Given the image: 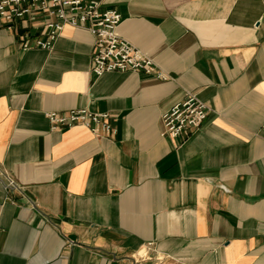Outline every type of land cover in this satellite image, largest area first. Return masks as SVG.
I'll return each mask as SVG.
<instances>
[{
  "label": "crops",
  "instance_id": "obj_1",
  "mask_svg": "<svg viewBox=\"0 0 264 264\" xmlns=\"http://www.w3.org/2000/svg\"><path fill=\"white\" fill-rule=\"evenodd\" d=\"M103 4L165 78L95 75L83 27L22 47L44 14L0 24V264H264V0ZM188 91L208 116L162 134ZM73 107L115 132L52 128Z\"/></svg>",
  "mask_w": 264,
  "mask_h": 264
},
{
  "label": "built area",
  "instance_id": "obj_2",
  "mask_svg": "<svg viewBox=\"0 0 264 264\" xmlns=\"http://www.w3.org/2000/svg\"><path fill=\"white\" fill-rule=\"evenodd\" d=\"M35 14L48 16L44 21L46 37L26 32L22 42L24 48L32 45L51 47L62 27L69 24L86 28L94 35L91 71L95 75L109 70H132L166 77L149 55L118 33L121 13L114 6H105L103 0H0V24L5 27L15 28L20 24L26 27L27 21ZM208 113L209 106L205 101L188 91L162 113V134L175 137L189 133L202 124ZM46 115L52 128L83 124L94 132L112 134L116 130L107 111L73 107L67 111L50 110ZM13 184L14 181L9 178L7 185Z\"/></svg>",
  "mask_w": 264,
  "mask_h": 264
}]
</instances>
